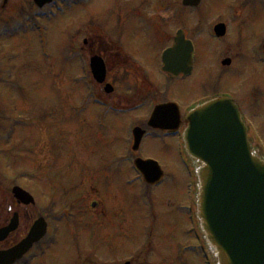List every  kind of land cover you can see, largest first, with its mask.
<instances>
[{
    "label": "rangeland",
    "instance_id": "rangeland-1",
    "mask_svg": "<svg viewBox=\"0 0 264 264\" xmlns=\"http://www.w3.org/2000/svg\"><path fill=\"white\" fill-rule=\"evenodd\" d=\"M135 1L89 0L78 7L65 5L66 10L62 12L63 14L49 17L51 19L43 23L45 30L43 34L40 30L29 28L25 32L22 30L17 32L18 25L23 23V19L17 25L7 28V31L13 33V37L0 38V60L4 59L2 60L4 66L10 67V75L3 78L7 84L0 87V117H2L0 120L10 118L12 115L10 108L16 106L14 118L17 119V126L13 128V133L7 136V124L1 123L3 129L2 133L0 132V140L2 135L5 139L3 138L0 143V150H5L7 155L6 159L2 160L0 168L10 176L16 174L23 176L22 173L17 172L22 171L17 169L23 168V164L13 160L14 154L24 159L26 167L30 168L32 174L26 185L31 187L35 200V205L29 207L34 218L43 216L45 220L47 215L51 224L56 223L55 219L59 216L62 200L68 197L64 191L73 187L77 195L71 197V204L76 207L75 219L82 218L87 221L83 226H89L88 222L94 221L92 215L100 211L109 216V227L104 229L101 224L100 229L96 227L93 230L94 235L91 236V239L95 238V243L99 245L110 240L101 247L103 251H96L95 254L98 256L95 258L98 264L132 263V259L136 256L142 260V264H203L201 257L192 253H186L183 255L184 258L179 256L181 247L195 242L188 234L189 226L185 213L177 210L180 205H185V208L190 207V189L188 171L176 155V140H158L157 138L143 140L140 156L156 161L168 180L161 187L153 189L152 196L148 195L149 197L142 199L140 192H137L141 186L139 183L125 185L124 180L130 179L133 175L129 161L122 165L119 162L116 163V166H122L120 173L111 172V169L106 167L112 165L114 169L116 157L119 158L122 155L124 144L129 139L133 121L135 123L143 118L144 114L127 113L111 116L106 124V128L110 127V129L106 132L105 129L90 128L94 126L92 110L87 112L83 119L77 120L72 116L69 108V104H75L77 98L82 99L86 94L83 88L79 86L77 89L71 83V78L78 73L79 77H86V67L84 63L79 64L76 58L66 60L67 63L63 64L60 56H63L66 47H71L72 42H76L77 48H88L98 40L97 36H102L99 44L105 47V41L109 40L103 36L108 34L106 28L116 23V16L127 14ZM178 1L180 2V0H140L143 5L141 9L144 10L142 23L157 22L158 26H162V29L172 35L177 25L171 22L170 12L176 4L178 5ZM242 3L243 0H209L208 3L206 1L201 20L208 28L209 22L218 17L233 19L232 9L238 8L237 6ZM255 4V1L250 3L254 10ZM255 11L257 14L263 12ZM158 13H161L160 20H157ZM193 14L189 15L191 19L189 27L194 30L200 24L196 25L194 20L197 14ZM260 21L252 29L253 32L263 24L264 13ZM129 24H132V19L129 20ZM78 29L80 30L76 36L72 37ZM129 29L130 26L124 27V31L128 32ZM110 31L117 32L113 27ZM238 31V26H231L224 43L212 42L209 37L211 34L206 30L201 32V35L194 34L192 38L195 40V57L197 58H195L193 77L185 83L176 84L170 91L171 98L184 104L199 100L202 93H209V76L216 72L215 62L218 55L222 52L223 57L241 54L246 57L248 65L245 66L242 74L239 72L233 75L229 71H236L238 64H234L224 74L220 88L223 92L230 94L235 102L244 105L243 116L246 120L253 122V131L264 145V103L261 106L253 105L254 108L247 105L248 98L253 93L252 90L264 88L261 80V78L264 79V59H262L264 57L256 56L255 49L251 48L263 39L264 24L261 26L260 33L254 34L255 36L251 33V39L247 38L251 31H244L247 40L253 44H247L241 49L234 48ZM135 33L136 36L132 38L131 43L136 50L132 51L130 56L133 55V58L154 78L157 76L159 80H163L164 76L159 62L157 63L158 54L162 48L169 47L171 43L154 45L150 52L148 39L142 37L144 29L138 27ZM122 34L124 35V32ZM42 35L46 38L43 42ZM87 38L93 41H87L89 43L83 46L82 42ZM46 42L50 57L48 59L42 58L39 50ZM101 46L99 45V48ZM68 52L70 50L67 49L66 54ZM147 57L149 61H153L152 64L147 61ZM109 66H113L112 69L116 70L109 78L116 82L123 81L122 71L127 70V67L123 68L120 60L116 59H113V63ZM19 77L21 80L17 81ZM14 81H16L15 87L8 85ZM57 89H64V92L57 96L55 94ZM153 91L156 92V89L153 88ZM167 93L168 90L164 88L163 94ZM120 95V90L117 89L111 97L116 101ZM62 98L64 101L61 100ZM131 98L136 100L134 97ZM128 101L132 99H126L124 104ZM46 112L48 114H45ZM44 120L48 125L42 123ZM39 127L42 131H39ZM248 136L251 139L249 134ZM250 146L254 154L264 159V150H261L253 141H250ZM28 147L30 150L27 149ZM14 148L17 149L13 150ZM91 203L97 205L93 212L90 209ZM2 217L4 216L1 214V221ZM24 222L25 225L27 221ZM52 225L55 226V224ZM74 229L70 227L69 236ZM63 231L61 232V226H59V232L55 235L56 243L50 247V250L48 249L47 256L42 257L41 248L33 250L30 264H72L71 238L67 240L66 247H62L64 252L60 253L59 244ZM97 236L100 240L96 238ZM99 252L104 254H98Z\"/></svg>",
    "mask_w": 264,
    "mask_h": 264
},
{
    "label": "flooded vegetation",
    "instance_id": "flooded-vegetation-1",
    "mask_svg": "<svg viewBox=\"0 0 264 264\" xmlns=\"http://www.w3.org/2000/svg\"><path fill=\"white\" fill-rule=\"evenodd\" d=\"M89 0H54L50 5H46L42 8H38L33 0H0V38H4L10 31H7L8 27L13 26L14 24H18L22 19L24 20L23 23L26 24V26L30 25L31 28H34L37 26V22L44 20V18L48 17V15L59 11L60 9H65V5L67 7H74L79 6L80 4H83ZM208 3L209 0H201L200 5L197 8H190V7H184L182 6L180 2L178 5L176 4L170 12L171 22L174 25H177V28L174 30L173 34L167 32V30L162 29V26H158L157 22H153L152 24H149L148 22L142 23L143 19V12L142 11V2L140 0H136L133 3V7H130L127 14H121L116 16L115 24L111 25L106 28L107 35H103L107 37L103 47V44H99L100 39L102 36H97L98 40L94 42L91 46L88 48H77L76 42L71 43V47H66L63 56H60L61 61L63 64H66V60H71L73 58H76L78 63H81V60H83L85 67H86V77H79V73L76 76H73L71 78L72 85L78 89L80 86L81 89L83 88L85 96L82 99L77 98V102L74 104H69L70 111L72 112V116L75 117L77 120L80 118L83 119L86 116V113L92 110L94 112V126H90L91 129L95 130L98 129H105L104 131H108L110 127L106 128V124L108 121V118L111 116H118V115H125L127 113H143L144 117L135 121H133L132 128H140L145 130V138H157L158 140H176L177 135H170L168 133H161V132H155L151 131L148 127V118L150 116L151 111L158 105L167 104V103H173L176 104L179 109V130H182L186 127L187 121H186V114L197 104L208 102L217 98L221 97H228L232 98L230 94H227L225 91L223 92L220 88V84L222 80L224 79V74H226V71L230 70L231 67L234 64H238L236 67V71H229L235 74H242L243 70L246 68L245 66L248 65L249 62L246 61V57L241 56V54H234V56L230 57H223V52L218 55L216 62H215V69L216 72L214 75L211 73L209 76V93H202L203 95L199 97V100L188 102L187 104H184L183 102L176 100L174 98H171V89L174 88L176 84L179 83H185L189 81L192 76V74L195 71V55L193 59V70L192 73L188 76H185L184 74H179L176 76H170L168 74H164L162 71V75L164 76L163 80H159L157 76L154 78L150 72L146 71L145 68H143L138 61H136L132 56H130L132 51H135V46L131 43L132 38L136 36L135 29L138 27H142L144 29L143 38L148 39V43L150 46V52L153 50L152 46H159L160 44H167L171 43L169 47L173 45L176 33L178 31L182 32V38L184 41L188 40L192 43L195 42L193 40L192 36L194 34H198L203 32L204 30L208 31L209 34H211L214 27L218 24H224L225 25V35L222 38H215L212 35H209L210 40L212 42H220L224 43L225 39L228 36V32L231 26H238L239 31L238 39L236 40V44L234 48L239 47L245 48L247 44H253V42H250L247 40V38L251 39V33L254 35L256 33L261 32V26L264 24H261L255 32L252 31V29L262 20V14L264 13V0H243V3L238 5V8H233V19L227 20L225 18H216L215 20H212L209 22V27L207 28L205 25V22L201 20L202 12L205 7V3ZM256 2L255 4V10H262V14H257L254 9L251 8L250 3ZM178 7V8H177ZM248 7V8H247ZM242 8V9H241ZM250 8V9H249ZM66 10V9H65ZM194 12V14H193ZM161 13H158L157 20H160ZM196 15L195 16V22L196 25H199L198 28L192 29L189 27V24L191 22V19L189 15ZM116 15V13H115ZM132 19V24H129V20ZM163 19V18H161ZM119 21V22H118ZM135 22L139 23L136 24ZM119 23V24H118ZM203 24V26H202ZM130 26L129 31H124V27ZM211 26V27H210ZM96 27V26H94ZM111 27L113 29L117 30L116 33H113L110 31ZM21 26H19V29ZM98 28V27H97ZM101 29V28H99ZM80 29L76 30V32L73 33L72 37L76 36V33L79 32ZM102 30V29H101ZM251 31L246 38L244 31ZM211 31V32H210ZM124 32V35L122 34ZM110 35V36H109ZM255 36V35H254ZM71 37V38H72ZM92 39L87 38L84 39L82 42L83 46L87 45ZM93 41V40H92ZM194 41V42H193ZM99 45L101 46L99 48ZM119 45V47H118ZM264 45V37L261 41H259L256 45H252V50H254V53L256 56H263L264 54L262 52V48ZM162 48L160 53H162L167 48ZM91 48V49H90ZM70 50L66 54V50ZM257 49V51H256ZM88 50V51H86ZM121 53L120 55L118 53ZM158 54V61L160 70H161V63H160V55ZM150 54V53H149ZM195 54V53H194ZM115 56V58L113 56ZM40 56L42 58H45L43 56V52L41 50ZM69 57V59H67ZM245 59H243V58ZM48 59V58H47ZM86 59H88L86 61ZM91 59L99 60L101 61L102 65L105 69V78L102 83L97 82L89 68V61ZM113 59L121 62L123 68L126 66L127 70L122 71V77L123 81L116 82L112 78H109L111 73H114L116 70L112 69L113 66H109L113 63ZM148 59V57H147ZM264 59V58H262ZM4 59L0 60V87L3 84H7L4 81V73L6 70H9L10 67H5L4 62L2 61ZM226 60L227 64L223 65V61ZM128 61L127 63H125ZM149 63L152 64L153 61L147 60ZM10 62V60H9ZM236 62V63H235ZM3 63V64H2ZM225 70H223V69ZM152 70L154 71L153 67ZM157 70V67H156ZM228 72V73H229ZM230 73V75H231ZM10 75L9 73H5V76ZM134 80H133V78ZM214 78V79H213ZM213 79V81H212ZM21 78H17V81H20ZM262 82L264 83V79H262ZM16 81L13 83H9L11 87H15ZM43 86V84H41ZM106 85H110L112 87V91H107ZM153 88L156 89V92L153 91ZM166 88L168 90L167 94H163V90ZM120 90V97L114 101L112 99V95L115 94L116 90ZM253 93L250 94L247 105L254 108L255 106H261L264 103V88L260 87L257 89L252 90ZM64 92V89H57L56 95L60 96ZM83 93V94H84ZM134 97L136 100H133ZM132 99V101H128L124 104V101L126 99ZM60 100V99H59ZM58 100V105H59ZM64 101V98L61 99ZM234 101V100H233ZM235 102V101H234ZM250 103V104H249ZM252 104V105H251ZM235 105L241 114V118L245 119L243 116L242 108L244 105L235 102ZM16 107V106H15ZM14 107V109H15ZM58 111H59V106ZM17 108V107H16ZM1 111V110H0ZM16 112V109H15ZM45 114H48L47 112ZM2 117H0L1 119ZM6 118V117H5ZM11 119L17 121L16 118L10 117ZM8 118L4 120H0V132L2 133L3 127H1V123H6ZM85 121V120H84ZM42 123L46 124V121L44 120ZM43 125V124H41ZM95 127V128H94ZM46 128V127H45ZM39 131H42V128H38ZM95 132V131H94ZM27 140L29 141L28 137ZM10 143V142H9ZM7 143V145L9 144ZM11 146V145H9ZM17 148H14L13 150H16ZM29 149V147L27 148ZM30 150V149H29ZM124 150V149H123ZM30 153V152H29ZM14 154V153H13ZM6 151L0 150V164L2 165V160L6 159ZM184 155V153H183ZM127 152H123L122 155L114 162V169H112V165H109L108 169H111V172L120 173L122 170V164H127ZM136 157L135 154L130 155V158L134 159ZM186 161L188 164L191 165V167H195V163L191 161L188 157H186ZM14 161L16 162H22L23 168H18L17 171L23 174L21 176L20 174L12 175L7 174L6 172L1 171L0 168V221H1V214L3 219L0 224V228H4L8 226L11 217L15 216L17 218V226L16 229L11 232L7 238L0 242V251H6L13 246H15L17 243H19L28 233L30 230L32 223L34 221V217L30 213L29 207L30 206H24L19 203H17L12 195V188L19 187L26 191L27 193H30L32 195L31 187L26 185V182L29 181L32 174L30 172V168L26 167V163L24 162L23 158H19L16 154H14ZM119 162L121 165H117L116 163ZM15 163V162H13ZM1 167V166H0ZM109 172V171H108ZM137 177L141 181V177L139 174H137ZM167 178H165L163 174V178L161 180V183L157 186H142L140 193L145 192V195L142 194L141 198L145 199L148 195L152 196V191L155 188L161 187ZM125 181V180H124ZM8 188V189H7ZM25 188H28L27 190ZM75 188H68V190L64 191L65 195H68L65 200H62V203L60 205V211L58 212L57 219H56V227H57V234L59 232V226H61V232L62 238L59 244L60 253L64 252L62 250V247H66V242L68 239H72L73 242V252H72V264H98L96 260V256H98L96 253L97 250L103 251L101 247L104 246L106 243L103 242L102 245H99L98 243H95L96 239H91V236L94 235L93 230L97 227L100 229V225L102 224L104 229L108 228L109 221L108 217L106 216L102 211H100L97 214L92 215L93 222H88L90 225L86 226L83 224L87 221H84L82 218H76V207L75 205L71 204V197H75L77 195V192H75ZM146 196V197H145ZM148 196V197H149ZM70 201V202H69ZM96 203L90 204V209L93 210L96 208ZM184 205L178 206L177 210L182 211L181 208ZM183 212V211H182ZM38 217V216H37ZM187 218V217H186ZM27 221V223L24 225V221ZM46 220H48L46 215ZM122 220V218H121ZM71 221V222H70ZM70 223L68 224V223ZM97 224V226H96ZM69 226V227H68ZM70 227L75 228L72 233L68 234V230ZM64 228V229H63ZM80 230V231H79ZM52 231V227L47 222V233L45 237L42 239V241L35 246L26 254L24 257L17 262L16 264H30V256L33 250L38 248L45 247L46 254H48V249L50 250V246H54L53 239H48L50 237V233ZM100 240V237H96ZM105 241V240H104ZM194 241V240H193ZM62 244V245H61ZM194 245V244H193ZM93 247V249H92ZM98 254H104L103 252H99ZM195 256H198V251L194 250L192 253ZM48 258H46L47 261ZM142 260L139 259L138 256L132 259V263L130 264H142ZM128 263V262H125ZM107 264V263H106Z\"/></svg>",
    "mask_w": 264,
    "mask_h": 264
},
{
    "label": "water",
    "instance_id": "water-1",
    "mask_svg": "<svg viewBox=\"0 0 264 264\" xmlns=\"http://www.w3.org/2000/svg\"><path fill=\"white\" fill-rule=\"evenodd\" d=\"M50 2L34 0L40 8ZM183 5L196 6L198 0H183ZM215 33L223 36V26L216 27ZM188 63L187 47L178 37L174 47L163 55V71L172 74L173 68L178 66L177 73H185ZM91 68L96 80L102 82V68L94 60ZM167 111L169 107L156 108L149 125L159 127ZM188 122L183 138L185 150L199 164L195 172L198 180L196 216L215 263L264 264V162L253 155L236 108L230 100H214L191 113ZM142 135L140 129L133 130V151L137 150ZM135 167L148 184H158L162 178L161 171L151 161L137 160ZM12 193L19 203L33 205V199L21 189L14 188ZM16 226L14 216L7 227L0 229V242ZM45 230L42 220L35 222L23 241L0 252V264H14L20 260L43 237Z\"/></svg>",
    "mask_w": 264,
    "mask_h": 264
},
{
    "label": "bare ground",
    "instance_id": "bare-ground-1",
    "mask_svg": "<svg viewBox=\"0 0 264 264\" xmlns=\"http://www.w3.org/2000/svg\"><path fill=\"white\" fill-rule=\"evenodd\" d=\"M195 53H196V50H195ZM48 54H49V51H48ZM50 58V57H49ZM193 77V74H192V76L190 77V78H192Z\"/></svg>",
    "mask_w": 264,
    "mask_h": 264
}]
</instances>
